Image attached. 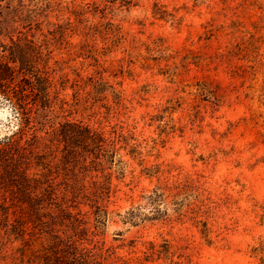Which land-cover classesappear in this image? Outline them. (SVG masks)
Returning <instances> with one entry per match:
<instances>
[{"label": "rangeland", "instance_id": "obj_1", "mask_svg": "<svg viewBox=\"0 0 264 264\" xmlns=\"http://www.w3.org/2000/svg\"><path fill=\"white\" fill-rule=\"evenodd\" d=\"M12 37L42 55L12 61ZM0 63L15 70L0 79V138L16 132L21 144L0 154V203L26 223L24 243L0 228V254L24 244L40 264L45 232L22 204L35 185L22 171L53 189L44 210L58 211L75 179L58 134L70 119L119 149L101 164L111 181L101 211L68 201L97 263L103 253L104 264H264V0H0ZM78 175L88 188L104 180Z\"/></svg>", "mask_w": 264, "mask_h": 264}, {"label": "trees", "instance_id": "obj_2", "mask_svg": "<svg viewBox=\"0 0 264 264\" xmlns=\"http://www.w3.org/2000/svg\"><path fill=\"white\" fill-rule=\"evenodd\" d=\"M11 39L13 44L18 47L17 49H9V53L12 54V57H10L12 61L21 60V58L26 56V54L29 56L32 53H39L40 55L43 53L41 50L34 49L36 48V45L29 38H27L22 44H20L19 41H15L13 37ZM17 52L20 55H17ZM21 69L27 70L29 68L21 66ZM12 71L15 70L9 64L0 63L1 80L4 79L6 82L11 81L10 76L12 75ZM40 88V90L44 91L47 87ZM259 97L261 104L264 105V85L260 88ZM9 98L15 105H17L18 108H21L23 113L26 101L25 95H19L16 93L14 97L11 96ZM107 108H109L110 112L111 109L116 108V105H108ZM29 118H31V116H29ZM29 118H25L24 122L28 123ZM39 122L42 123L43 121ZM58 130L60 138L68 143V147L64 153V158H69L70 155H72L73 161H70L74 165V169H76L74 174L75 179L73 181L74 185L70 184L65 187L66 191L64 192L61 204H58V211L56 210V212H54L44 210L46 205H44L45 201L43 195L45 197L46 195L49 196L53 192V189L40 186L41 184L39 185L38 177H30L26 171H22V182L24 181L28 184H30V182L35 183V185H29L30 187L25 189L26 194H29V199L27 201L23 199L22 204L24 205L27 203L26 207L32 211V221L34 226H38L39 230L45 232V241L42 242L40 251L37 250L39 253L37 255L39 259L38 263L104 264V260L108 261L110 255L105 256L103 253H100L99 257L102 260H99V263L96 262L98 255H93L87 245L90 243L89 238L87 237L89 229L86 226L84 227L78 216L71 211L72 208L69 207L70 205L68 204V201L69 198L72 199V197L77 200L82 199L84 200L83 202H87L92 207H95V213H99V211H101L102 207L99 205V200L104 199V197H106L105 195H109L111 188V181L108 179L106 166L101 164H103L102 162L105 160L109 164H113L115 162L116 154L119 150L118 147L115 146L116 140L114 141V139H109V136L99 127H95L82 121L77 122L67 119L66 121L60 123ZM15 135L16 132L14 133V136H10L8 139L2 137L0 138V154L4 155V158L5 156L6 158H13L15 157V154H18L17 152H20L19 150H21V144L18 141V138H15ZM116 137L117 140H121L122 142H126V144H128V136L124 133H116ZM112 141L114 142L112 143ZM129 152L133 154L132 149ZM91 171H96L99 174L101 172L104 180L103 182H95V184L92 183V185L88 188V186L84 183L80 184V176L78 174H88ZM41 187H43V190L41 191L42 193L37 191L38 188ZM33 192H35V196L31 195ZM9 217L10 205L6 202L0 203V219L5 220L0 226V228H3L5 232L4 235H2L1 240L8 242L22 240L24 243L26 241V223L21 219L10 222ZM57 226H66V230L56 229ZM205 232L206 231L204 230V233ZM205 234L207 235V233ZM17 249L10 253L0 254V264L1 260L6 264H35L33 260H29L26 257L24 244L19 246ZM127 263L128 260L119 257L115 260H110L109 264Z\"/></svg>", "mask_w": 264, "mask_h": 264}]
</instances>
